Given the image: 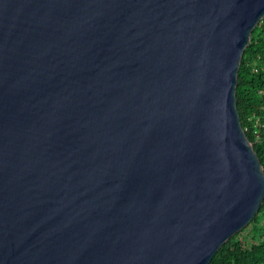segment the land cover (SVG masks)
<instances>
[{
	"label": "water",
	"instance_id": "1",
	"mask_svg": "<svg viewBox=\"0 0 264 264\" xmlns=\"http://www.w3.org/2000/svg\"><path fill=\"white\" fill-rule=\"evenodd\" d=\"M264 0H0V264H210L264 203L238 109Z\"/></svg>",
	"mask_w": 264,
	"mask_h": 264
},
{
	"label": "trees",
	"instance_id": "2",
	"mask_svg": "<svg viewBox=\"0 0 264 264\" xmlns=\"http://www.w3.org/2000/svg\"><path fill=\"white\" fill-rule=\"evenodd\" d=\"M237 99L242 125L264 166V19L245 51ZM210 264H264V203L252 222L232 237Z\"/></svg>",
	"mask_w": 264,
	"mask_h": 264
}]
</instances>
